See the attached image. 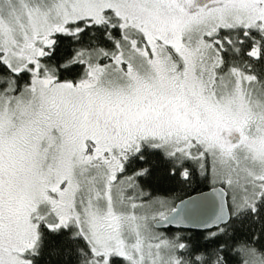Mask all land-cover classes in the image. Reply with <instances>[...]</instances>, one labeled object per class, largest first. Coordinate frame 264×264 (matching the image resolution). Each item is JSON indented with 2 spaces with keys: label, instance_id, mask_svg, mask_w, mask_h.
I'll use <instances>...</instances> for the list:
<instances>
[{
  "label": "snow or ice",
  "instance_id": "obj_1",
  "mask_svg": "<svg viewBox=\"0 0 264 264\" xmlns=\"http://www.w3.org/2000/svg\"><path fill=\"white\" fill-rule=\"evenodd\" d=\"M0 264H264V0H0Z\"/></svg>",
  "mask_w": 264,
  "mask_h": 264
},
{
  "label": "trees",
  "instance_id": "obj_2",
  "mask_svg": "<svg viewBox=\"0 0 264 264\" xmlns=\"http://www.w3.org/2000/svg\"><path fill=\"white\" fill-rule=\"evenodd\" d=\"M201 190H203V189H201ZM189 194H190V195H194V194H195V192H190Z\"/></svg>",
  "mask_w": 264,
  "mask_h": 264
},
{
  "label": "water",
  "instance_id": "obj_3",
  "mask_svg": "<svg viewBox=\"0 0 264 264\" xmlns=\"http://www.w3.org/2000/svg\"><path fill=\"white\" fill-rule=\"evenodd\" d=\"M195 195V194H194Z\"/></svg>",
  "mask_w": 264,
  "mask_h": 264
}]
</instances>
